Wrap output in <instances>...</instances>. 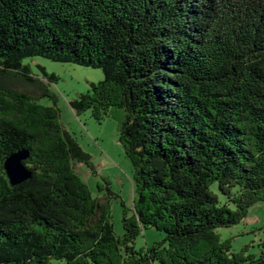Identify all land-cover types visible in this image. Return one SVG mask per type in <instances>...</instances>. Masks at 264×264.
<instances>
[{"label": "trees", "instance_id": "trees-1", "mask_svg": "<svg viewBox=\"0 0 264 264\" xmlns=\"http://www.w3.org/2000/svg\"><path fill=\"white\" fill-rule=\"evenodd\" d=\"M34 57L102 71L70 102L77 115L123 112L135 201L120 237L76 172L96 168L63 126L58 78L35 76ZM19 150L32 176L11 185L4 162ZM258 202L264 0H0V264H264V241L232 252L219 233ZM149 228L164 240L138 251Z\"/></svg>", "mask_w": 264, "mask_h": 264}, {"label": "rangeland", "instance_id": "rangeland-1", "mask_svg": "<svg viewBox=\"0 0 264 264\" xmlns=\"http://www.w3.org/2000/svg\"><path fill=\"white\" fill-rule=\"evenodd\" d=\"M24 64L41 79L43 77L41 69L48 75L55 74L58 78L55 83H50L48 88L57 97V107L63 126L90 154L91 162L96 168L95 172H92L86 165L79 164L76 172L88 184L95 197L101 202L109 203L113 231L116 236H122L124 208L132 215L135 201L132 179L134 167L126 157L124 147L119 143V126L123 112L114 110L102 123H98L90 111L77 115L70 106L71 101L90 90L91 84L103 81L102 71L40 57L28 59ZM19 88L29 91L30 94H37L34 88H27L24 85H19ZM42 103L48 104V101L44 99ZM219 233L222 239H232V252H239L249 246L248 254L258 253L260 244L264 241V203L258 202L253 205L246 220L231 228H221ZM164 237V233L154 228L145 229L136 239L134 247L138 251L143 250L162 242Z\"/></svg>", "mask_w": 264, "mask_h": 264}, {"label": "water", "instance_id": "water-1", "mask_svg": "<svg viewBox=\"0 0 264 264\" xmlns=\"http://www.w3.org/2000/svg\"><path fill=\"white\" fill-rule=\"evenodd\" d=\"M29 153L27 150H19L6 158L4 169L11 185L22 184L31 178L32 173L24 165L29 158Z\"/></svg>", "mask_w": 264, "mask_h": 264}]
</instances>
